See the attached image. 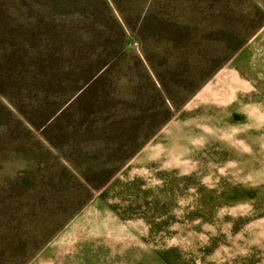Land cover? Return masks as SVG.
<instances>
[{
  "label": "rangeland",
  "instance_id": "374dc122",
  "mask_svg": "<svg viewBox=\"0 0 264 264\" xmlns=\"http://www.w3.org/2000/svg\"><path fill=\"white\" fill-rule=\"evenodd\" d=\"M0 264H264V0H0Z\"/></svg>",
  "mask_w": 264,
  "mask_h": 264
},
{
  "label": "trees",
  "instance_id": "16d2710c",
  "mask_svg": "<svg viewBox=\"0 0 264 264\" xmlns=\"http://www.w3.org/2000/svg\"><path fill=\"white\" fill-rule=\"evenodd\" d=\"M163 123V122H162ZM161 123V124H162ZM161 126V125H160ZM159 127V126H158ZM156 130H157V128H156ZM156 130H152V131H150V132H148L144 137H143V139H144V141H142L141 143H140V145H139V147L145 142V140L146 139H148V138H150L151 137V135H153L154 134V132L156 131ZM131 153L130 154H128L127 156H123V158H122V160L121 161H126L128 158H130L131 157ZM109 175V174H108ZM112 175V173L109 175V177ZM109 177H107L106 179H104L103 181H104V183L105 182H107L108 180H109Z\"/></svg>",
  "mask_w": 264,
  "mask_h": 264
}]
</instances>
